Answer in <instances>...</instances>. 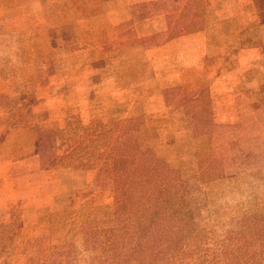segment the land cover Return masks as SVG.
I'll list each match as a JSON object with an SVG mask.
<instances>
[{
    "label": "rangeland",
    "instance_id": "obj_1",
    "mask_svg": "<svg viewBox=\"0 0 264 264\" xmlns=\"http://www.w3.org/2000/svg\"><path fill=\"white\" fill-rule=\"evenodd\" d=\"M0 264H264V0H0Z\"/></svg>",
    "mask_w": 264,
    "mask_h": 264
},
{
    "label": "trees",
    "instance_id": "obj_2",
    "mask_svg": "<svg viewBox=\"0 0 264 264\" xmlns=\"http://www.w3.org/2000/svg\"><path fill=\"white\" fill-rule=\"evenodd\" d=\"M113 166L114 170L105 168V172L106 174L113 171L119 172L113 180L117 213L123 214L128 211V208H136L146 193L158 188L152 166L147 158L130 165L113 163ZM106 179L102 178V181Z\"/></svg>",
    "mask_w": 264,
    "mask_h": 264
},
{
    "label": "crops",
    "instance_id": "obj_3",
    "mask_svg": "<svg viewBox=\"0 0 264 264\" xmlns=\"http://www.w3.org/2000/svg\"><path fill=\"white\" fill-rule=\"evenodd\" d=\"M254 4L256 5V7H257V9H258V10L256 9V12H257V13H261V12H262V9H260L258 3H256V1H254Z\"/></svg>",
    "mask_w": 264,
    "mask_h": 264
}]
</instances>
